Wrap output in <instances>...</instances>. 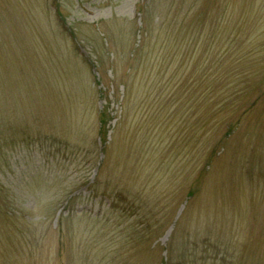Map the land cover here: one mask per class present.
Masks as SVG:
<instances>
[{
  "label": "rangeland",
  "instance_id": "1",
  "mask_svg": "<svg viewBox=\"0 0 264 264\" xmlns=\"http://www.w3.org/2000/svg\"><path fill=\"white\" fill-rule=\"evenodd\" d=\"M0 264H264V0H0Z\"/></svg>",
  "mask_w": 264,
  "mask_h": 264
},
{
  "label": "trees",
  "instance_id": "2",
  "mask_svg": "<svg viewBox=\"0 0 264 264\" xmlns=\"http://www.w3.org/2000/svg\"><path fill=\"white\" fill-rule=\"evenodd\" d=\"M221 88L222 87H217L216 88V86L213 88V92H212V95L214 96V95H216V97H218L216 100H215V102H218V103H221L223 106H225V105H227V104H229L230 102H235V101H238V99H240V96H241V90H238V89H236V90H232V89H230V90H223V91H221ZM215 102H214V105H215ZM216 106V105H215ZM220 111L221 110H217L216 111V114L218 115V116H220L221 114H220ZM238 111V110H237ZM229 122V121H228ZM229 125H228V130H229V133H231L232 132V130L234 129L233 128V126L235 125V124H231V123H228Z\"/></svg>",
  "mask_w": 264,
  "mask_h": 264
}]
</instances>
